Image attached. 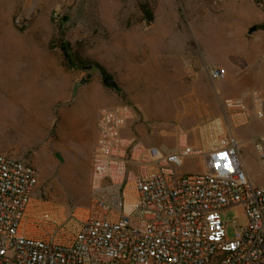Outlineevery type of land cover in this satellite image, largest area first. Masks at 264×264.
Segmentation results:
<instances>
[{"label": "rangeland", "instance_id": "obj_1", "mask_svg": "<svg viewBox=\"0 0 264 264\" xmlns=\"http://www.w3.org/2000/svg\"><path fill=\"white\" fill-rule=\"evenodd\" d=\"M263 22L264 0H0V103L16 99L21 109L0 113V153L39 171L34 207L86 213L92 206L97 120L121 105L134 113L124 135L166 153L177 149L179 133L192 150L216 135L236 137L249 176L264 185L255 145L264 112L238 128L215 124L244 92L264 94V30L249 34ZM88 64L104 68L117 89L104 87L100 72L82 70ZM212 68L225 69V78H211ZM81 79L89 84L75 94ZM145 83L183 88L179 107L169 115L157 102L147 106ZM16 118L25 122L19 130ZM179 171L201 173L200 159L189 155ZM222 217L236 238L244 209Z\"/></svg>", "mask_w": 264, "mask_h": 264}, {"label": "built area", "instance_id": "obj_2", "mask_svg": "<svg viewBox=\"0 0 264 264\" xmlns=\"http://www.w3.org/2000/svg\"><path fill=\"white\" fill-rule=\"evenodd\" d=\"M209 74L220 80L226 70ZM263 112V92L250 90L215 124L242 127ZM133 116L121 105L97 120L86 213L35 208L39 171L0 153V264H264V185L249 176L240 140L216 135L192 150L179 133L166 153L124 135ZM255 145L264 174V135ZM189 155L201 173L179 171ZM235 206L246 223L235 221L232 239L222 213Z\"/></svg>", "mask_w": 264, "mask_h": 264}, {"label": "bare ground", "instance_id": "obj_3", "mask_svg": "<svg viewBox=\"0 0 264 264\" xmlns=\"http://www.w3.org/2000/svg\"><path fill=\"white\" fill-rule=\"evenodd\" d=\"M221 41L220 39H214V43ZM145 76V75H144ZM136 80V79H135ZM259 80V79H258ZM138 81V79H137ZM264 81V80H263ZM141 82V81H140ZM255 82V80H254ZM259 82V81H258ZM137 83V82H136ZM262 83V82H260ZM148 84V83H147ZM145 83V85L142 86V93H143V100L146 102L147 106L148 104H150V106H152L151 101H154V103L157 102V107L159 109H161L162 111H164L165 113H168L170 115V111L173 110V108H178L179 107V102H181L178 98L180 97L181 93H182V89L181 88H176L174 86H171V84H155L153 85H147ZM150 84V83H149ZM181 85V82H180ZM138 89V88H137ZM196 89V88H195ZM185 90V89H184ZM53 92L56 90H52ZM140 91V90H138ZM194 91V90H192ZM186 92V91H185ZM141 93V95H142ZM192 93V92H191ZM139 94V93H138ZM195 94V92H194ZM141 97V98H142ZM28 98V97H27ZM194 98V97H193ZM178 100V101H177ZM194 100V99H193ZM196 100V99H195ZM200 100V99H199ZM195 102V101H194ZM199 102V101H198ZM140 106V105H139ZM142 106V105H141ZM146 106V107H147ZM149 106V107H150ZM196 106V104H195ZM148 107V108H149ZM185 107V106H184ZM197 107V106H196ZM21 110L19 108L18 102L16 101V99H14L13 101H11L9 104L7 103H0V113H12V116H15L14 113H16L15 110ZM151 109V108H150ZM147 110V109H146ZM156 110V109H155ZM179 111V110H178ZM182 111V110H181ZM190 111V110H189ZM149 112V111H148ZM154 112V111H152ZM145 113H147L145 111ZM153 114V113H152ZM150 114V115H152ZM160 114V113H159ZM158 114V115H159ZM182 114V113H181ZM157 115V114H156ZM167 115V114H166ZM165 115V116H166ZM169 115L167 116V118L169 117ZM179 115V114H178ZM160 116V115H159ZM164 116V115H163ZM154 117V116H153ZM166 118V117H165ZM174 118V117H173ZM189 118V117H188ZM75 119L74 118H70L69 122L73 123ZM82 120V119H81ZM199 120V119H198ZM188 122V121H187ZM25 123L23 120L19 121L17 118L13 121V126L15 128H17L18 130L20 129V126ZM88 127V126H87ZM161 127V126H160ZM160 129V128H159ZM162 129V128H161ZM195 129V128H194ZM80 134V133H79ZM165 134V132H164ZM162 136V135H161ZM89 137V136H88ZM156 138V137H154ZM158 138V137H157ZM92 140V139H91ZM154 140V139H153ZM241 143V141H240ZM69 146V145H68ZM198 149V148H197ZM82 211V210H81Z\"/></svg>", "mask_w": 264, "mask_h": 264}, {"label": "trees", "instance_id": "obj_4", "mask_svg": "<svg viewBox=\"0 0 264 264\" xmlns=\"http://www.w3.org/2000/svg\"><path fill=\"white\" fill-rule=\"evenodd\" d=\"M142 12L144 14L145 19H147V21L149 23H152L154 21V15L147 5L142 6ZM64 20H66V19L64 18ZM257 29L264 30V22L261 25H259L257 27ZM61 47H62V50L65 53L66 57L68 58V60H70V62H72L71 56H70L68 49H67V44L63 43L61 45ZM98 67L100 68V73L102 75L103 86L106 88L117 89L116 84H115L113 78L111 77V75L108 74L107 71L104 68H102L101 66L98 65Z\"/></svg>", "mask_w": 264, "mask_h": 264}, {"label": "water", "instance_id": "obj_5", "mask_svg": "<svg viewBox=\"0 0 264 264\" xmlns=\"http://www.w3.org/2000/svg\"><path fill=\"white\" fill-rule=\"evenodd\" d=\"M257 31V27L254 26L250 28L249 34L252 35L254 32ZM82 70L86 71L88 74H94L95 72H100V68L98 67L97 64H88V65H83ZM88 80L87 79H81L80 81L75 83L74 86V93L77 94L79 90L85 88L88 86Z\"/></svg>", "mask_w": 264, "mask_h": 264}, {"label": "crops", "instance_id": "obj_6", "mask_svg": "<svg viewBox=\"0 0 264 264\" xmlns=\"http://www.w3.org/2000/svg\"><path fill=\"white\" fill-rule=\"evenodd\" d=\"M4 103V102H3ZM10 103V102H9ZM8 103V104H9ZM45 120L43 119V121H42V123L44 122ZM208 143H209V140H203L202 142H201V144L202 145H200V147H198V149H203V150H206L207 148H208ZM195 149H197V148H195Z\"/></svg>", "mask_w": 264, "mask_h": 264}]
</instances>
